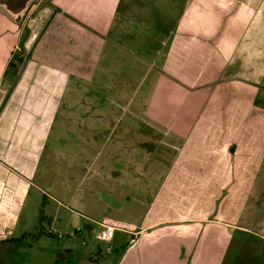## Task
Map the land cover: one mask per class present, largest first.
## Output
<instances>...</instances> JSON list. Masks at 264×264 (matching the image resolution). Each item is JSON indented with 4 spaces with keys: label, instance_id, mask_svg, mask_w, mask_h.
<instances>
[{
    "label": "crops",
    "instance_id": "1",
    "mask_svg": "<svg viewBox=\"0 0 264 264\" xmlns=\"http://www.w3.org/2000/svg\"><path fill=\"white\" fill-rule=\"evenodd\" d=\"M253 113L264 0H0V248L74 231L93 262L105 226L115 264H225L250 230L213 192L252 160Z\"/></svg>",
    "mask_w": 264,
    "mask_h": 264
},
{
    "label": "rangeland",
    "instance_id": "2",
    "mask_svg": "<svg viewBox=\"0 0 264 264\" xmlns=\"http://www.w3.org/2000/svg\"><path fill=\"white\" fill-rule=\"evenodd\" d=\"M254 117L253 113L249 122L253 128H256L253 133H257V136L251 138V143L252 141L256 142V145L251 144L253 150L251 152L252 160L244 168L233 166L232 171L231 169L229 171V176L232 177L231 183L227 185L225 183L226 179L222 177L225 182L221 180L218 185L220 188L224 187L225 190L213 192V199L216 200L213 207L214 210L217 209V212H219L216 216L219 215L222 218L225 215V218L230 221L235 219V223L239 221L240 225L250 230V234L239 232L234 234L233 242L226 254L225 264H264V242L259 241L254 236V234H264V119ZM131 153L124 152L121 155L124 160H128ZM137 160L142 162L141 154L140 157L138 155ZM141 169L143 170L142 166ZM195 186L189 185L187 190L190 192L200 191L198 188L202 185L198 184V188ZM203 186L206 193L215 190L216 185L203 184ZM115 202V200H112V203ZM99 205V209H101V203ZM126 217L124 216V218ZM37 220L38 216L31 219L29 232L34 230ZM78 233L71 231L60 236V239L55 238V240L47 243L28 239L26 243H11V245L3 246L0 248V264H115L114 260L111 259L113 257L111 255H116L115 250L112 251L111 255H108L106 252L107 244L101 241L98 242L95 239L93 244L98 246V248H95L96 252L99 250L101 254H96L92 260L93 262L81 260L85 255L81 256L80 252L77 255H74V253L69 254V245H75L81 251H85L91 245L87 236L78 242L67 243L68 239L78 237ZM124 237L123 234L116 232L114 242H121Z\"/></svg>",
    "mask_w": 264,
    "mask_h": 264
},
{
    "label": "built area",
    "instance_id": "3",
    "mask_svg": "<svg viewBox=\"0 0 264 264\" xmlns=\"http://www.w3.org/2000/svg\"><path fill=\"white\" fill-rule=\"evenodd\" d=\"M114 235V229L111 227H103L102 230L98 232L97 239L101 242H109ZM134 240H131L133 244Z\"/></svg>",
    "mask_w": 264,
    "mask_h": 264
}]
</instances>
